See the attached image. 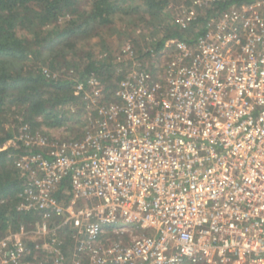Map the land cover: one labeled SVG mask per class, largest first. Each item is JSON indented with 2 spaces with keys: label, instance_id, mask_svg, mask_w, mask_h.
<instances>
[{
  "label": "built area",
  "instance_id": "2783aa9c",
  "mask_svg": "<svg viewBox=\"0 0 264 264\" xmlns=\"http://www.w3.org/2000/svg\"><path fill=\"white\" fill-rule=\"evenodd\" d=\"M203 29L112 91L77 83L86 112L72 138L18 127L1 151L22 179L18 210L38 220L0 236V264L62 256L65 231L89 264H264V0Z\"/></svg>",
  "mask_w": 264,
  "mask_h": 264
},
{
  "label": "trees",
  "instance_id": "16d2710c",
  "mask_svg": "<svg viewBox=\"0 0 264 264\" xmlns=\"http://www.w3.org/2000/svg\"><path fill=\"white\" fill-rule=\"evenodd\" d=\"M254 1L221 0L202 7L194 0H0V233L21 226L31 229L37 220L35 214L18 210L22 179L9 158L10 150L1 151L18 127L28 123L34 131L53 136L68 125L69 106L79 108L77 119L84 115L85 103L75 95L77 83L98 77L112 91L123 79L111 60L96 57L93 51L79 52V43L98 38L106 46L105 34L120 22L127 27L125 37L141 29L155 37L162 34L154 48L145 52L138 48V61L145 62L162 51L168 40H188L200 26L197 34L204 32L211 17ZM179 6L193 16L192 22L183 25L174 16ZM115 31L120 34L119 29ZM69 70L73 76H56ZM8 124L18 126L8 130ZM64 234L61 250L69 259L76 244L71 231L61 232L60 237Z\"/></svg>",
  "mask_w": 264,
  "mask_h": 264
},
{
  "label": "rangeland",
  "instance_id": "374dc122",
  "mask_svg": "<svg viewBox=\"0 0 264 264\" xmlns=\"http://www.w3.org/2000/svg\"><path fill=\"white\" fill-rule=\"evenodd\" d=\"M195 3L197 4L198 1H202V0H194ZM198 5V4H197ZM184 8L182 6H179L176 8L175 10V14L174 16L177 17H182L184 15L183 13ZM119 29L120 30V34H117V31H115V29ZM127 27L125 26L124 23H118L115 28L114 31L110 30L109 34H105V39H106V46H102L100 40L98 38H93L91 41L88 42H84V43H79L78 44V48L81 49L79 52L83 51L84 52H88V51H93L96 57L99 58H107L109 60H111V64L112 66H114L116 69V71L119 72V74H124L126 72H128V68L131 65H137V61H138V56H140V52L138 53V48L142 51H148L150 48H154V44H155V40H160L163 36L162 34L155 36L149 35L148 33L149 30H135L136 34L132 35V34H127V36H123L124 32H126ZM201 26L199 31L201 30ZM197 31H194L192 34H190V36H194L195 34H197ZM144 38V40H143ZM134 40H137L138 45L135 47L134 45ZM144 41V42H143ZM106 48H108V50H106ZM149 48V49H148ZM141 52V53H142ZM135 53V54H134ZM71 58V57H70ZM163 59V57H161ZM160 58V59H161ZM158 59L159 58H151L148 59L146 61V63L148 62L152 67H154L155 65L158 64ZM71 61H73L71 59ZM75 62H72V64H74ZM70 72V73H69ZM76 74V72L74 71V75ZM73 76V71L69 70V71H60L56 74V76H61V77H67V76ZM107 88V87H106ZM108 90V89H107ZM109 91V90H108ZM76 95V94H75ZM78 96V95H77ZM78 110L79 108L76 107V105H72L68 107V111L69 113H72V117H71V113L68 115L67 118H69L68 120V125L67 126H63L62 128H60L59 130H55L52 135L53 136H57L60 138H65V139H70L72 138L74 135L79 134L80 132V127L82 124V119L84 117H82V119H77L79 115L78 114ZM85 110V111H84ZM83 110L82 114H85L86 112V108ZM74 112V113H73ZM19 121H22V117H18ZM81 118V117H80ZM17 125H13V124H8L7 125V129L9 130L10 128H17ZM73 131H70L72 130ZM38 130V129H37ZM14 162V161H13ZM38 220V219H37ZM26 230H31L34 229L35 224H33V226L31 227V229H28L27 226ZM21 228V227H20ZM20 228L18 230H13V228H10L8 231H6L5 233H0V236H6L9 234H15L17 233ZM63 236V237H62ZM61 238L65 240L67 234L62 235ZM28 240L31 242H44V238L40 237L36 234H31L28 233ZM119 240H122L124 244H128L130 242L129 238H118L117 236H114V234H108V236L104 239V243L108 244V243H114L117 242ZM75 242V240H74ZM72 252H70L71 254L69 255V259L65 257V255L62 256H58V254L56 253H48L45 251H40V253H38L34 258H32V262H29L28 264H70V261L73 262V264H89V259L85 256H78L76 254V250L74 251L73 249L71 250ZM74 251V253H73ZM74 255V257H72Z\"/></svg>",
  "mask_w": 264,
  "mask_h": 264
}]
</instances>
